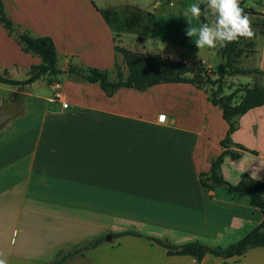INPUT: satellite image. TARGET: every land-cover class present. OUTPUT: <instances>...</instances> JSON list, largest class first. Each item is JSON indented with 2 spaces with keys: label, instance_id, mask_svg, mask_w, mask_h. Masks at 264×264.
<instances>
[{
  "label": "crops",
  "instance_id": "obj_1",
  "mask_svg": "<svg viewBox=\"0 0 264 264\" xmlns=\"http://www.w3.org/2000/svg\"><path fill=\"white\" fill-rule=\"evenodd\" d=\"M2 1L15 23L32 35L52 37L59 69L97 67L115 77L122 54L114 50L115 28L101 10L151 13L148 0ZM256 4L264 18V1ZM253 54L258 58L256 49ZM259 55V66L252 68L264 70V53ZM40 62L0 23V72L23 80ZM38 82L52 96L39 91ZM253 83L250 76L245 84ZM258 83L264 86V76ZM15 89L0 82V99L10 100ZM55 91L62 92L67 108L53 100ZM206 97L202 89L182 82L144 91L123 87L107 96L98 83L67 72L53 84L41 77L27 85L19 114L0 128V258L8 264H55L60 249L110 235L80 256L79 264H264V246L227 259L207 254L198 261L168 255L146 237L112 236L132 229L174 244L198 240L226 246L260 223L262 213L246 193L224 187L205 191L199 181V173L207 172L211 158L222 151L219 140L228 129L219 107ZM161 114L171 122H161ZM235 119L233 141L257 154L232 145L230 150L239 154H226L218 173L231 184L241 183L243 174L264 181V104ZM243 129L263 141L262 147L244 139ZM85 141L97 147L85 149Z\"/></svg>",
  "mask_w": 264,
  "mask_h": 264
},
{
  "label": "trees",
  "instance_id": "obj_2",
  "mask_svg": "<svg viewBox=\"0 0 264 264\" xmlns=\"http://www.w3.org/2000/svg\"><path fill=\"white\" fill-rule=\"evenodd\" d=\"M253 1L260 3L264 0ZM201 6L203 7V5ZM241 7L247 14L248 12H253L250 8ZM101 13L109 24H111V18L119 14L117 11L110 9H103ZM202 21H204V17H201L200 22ZM0 23L7 33L14 37L24 52L37 55L41 58L39 64L31 65L28 77L23 80L11 78L6 70L0 72V82L15 86L16 88L10 97V101L16 106L20 104L22 91L27 85L41 77L46 80L47 84H53L58 75L67 72L77 76L80 80L98 83L107 96H112L123 87L144 91L159 83H189L202 89L207 95V100L221 110V116L228 124L225 136L219 140L222 151L216 157L211 158L210 168L207 172L199 173V181L205 191L213 190L216 187H224L228 192L241 191L246 193L249 196L250 203L259 208L262 213L263 217L260 223L241 238L226 246H208L198 240L174 244L166 239L145 235L132 229L114 232L112 233L113 237L123 235L146 237L163 247L168 255L186 254L193 256L198 261H201L207 254L227 259L242 255L249 248L264 246V181H259L248 177L247 174H243V181L241 183L231 184L218 173L219 166L226 154H239L230 150V146L232 145L242 151L257 154V151L234 142L232 134L237 129L235 119L237 116L243 115L248 110L264 104V86L260 83L244 84L236 86L231 91H227L223 83L225 76H264V70L245 68L240 65L242 57H248L255 52L254 38L256 32H254L255 35L251 39L241 38L238 42L230 43L226 47L221 48L220 54L224 59L225 66L216 71H211L202 61L185 62L182 59H174L159 53L135 51L121 46L119 44L120 30H115V34L113 35L115 42L114 50L122 54L123 62L128 72L124 75L120 66L115 63L116 79L111 80L106 69H99L97 67H82L69 64L66 70L59 69L57 67L58 52L52 37L49 35H32L21 24L15 23L7 15L2 0H0ZM136 23H132L128 19L124 20L122 25L124 27H131ZM257 24L261 28L264 26L263 23H255V25ZM215 74L218 75L217 78H213ZM104 242V235L87 238L77 245L60 249L54 262L55 264H65L69 259L75 256H84L87 251L100 246Z\"/></svg>",
  "mask_w": 264,
  "mask_h": 264
},
{
  "label": "rangeland",
  "instance_id": "obj_3",
  "mask_svg": "<svg viewBox=\"0 0 264 264\" xmlns=\"http://www.w3.org/2000/svg\"><path fill=\"white\" fill-rule=\"evenodd\" d=\"M151 8V13L148 15L139 8H127L121 10L116 17L111 18V25L115 30H120V45L131 50L135 51H149V52H159L164 53L167 56H170L174 59H182L185 62H196L202 61L211 71H216L220 68H224V60L220 54L221 48L216 49H197L193 43L195 37L192 40L187 37L186 30L188 28L187 17L184 13L187 6L197 0H148ZM158 3H157V2ZM241 6L250 8L253 12H248L249 17L251 18V26L256 36L255 49L258 53V58L254 54H251L248 57H242L240 65L245 68H252L259 66V54L264 53V33L262 34L263 28L259 24L263 23L264 18L260 12V7L253 0H241ZM262 9V8H261ZM264 11V10H263ZM131 20L132 23L137 22L134 26L124 27L122 23L124 20ZM211 19V17H209ZM194 25H198L200 21L193 20ZM264 25V23H263ZM122 71L125 69L124 62L121 57L117 63ZM116 72V70H115ZM251 75H237V76H225L223 83L227 91L233 90L238 85H244L246 82L250 81ZM24 77L20 75L19 78ZM254 83L261 81L259 76H251ZM62 79V76L59 77ZM109 79H116L113 73H109ZM41 84V85H39ZM39 86V91H42L44 95H51L52 90L48 88L46 84L37 83L35 87ZM37 88H34L31 91H35ZM37 91V90H36ZM176 91V90H175ZM183 93V92H180ZM187 98L188 94H185ZM197 97L199 95L197 94ZM200 98V97H199ZM6 99V98H5ZM188 102V101H187ZM21 105H18L19 107ZM88 112V111H85ZM92 114H96L92 112ZM166 116V115H165ZM217 118H214L213 128H217L218 124L216 122ZM1 128V127H0ZM240 134L244 139L251 145H255L259 148L262 147L260 140L254 139L251 137L248 132L244 129L240 130ZM256 141V142H255ZM96 142L94 141H85V149L96 148ZM106 236V235H104ZM83 259L80 256H75L72 260L68 261L65 264H79L82 263Z\"/></svg>",
  "mask_w": 264,
  "mask_h": 264
},
{
  "label": "clouds",
  "instance_id": "obj_4",
  "mask_svg": "<svg viewBox=\"0 0 264 264\" xmlns=\"http://www.w3.org/2000/svg\"><path fill=\"white\" fill-rule=\"evenodd\" d=\"M184 15L188 18L186 35L191 40L195 37L193 43L197 49L223 48L241 38L251 39L255 35L251 18L240 6V0H197L187 6ZM201 17L204 21L198 25L192 23L193 20L200 21ZM258 171L253 172V177L258 178ZM0 264L8 262L0 258Z\"/></svg>",
  "mask_w": 264,
  "mask_h": 264
},
{
  "label": "water",
  "instance_id": "obj_5",
  "mask_svg": "<svg viewBox=\"0 0 264 264\" xmlns=\"http://www.w3.org/2000/svg\"><path fill=\"white\" fill-rule=\"evenodd\" d=\"M215 74L213 78H217ZM20 109L13 104L9 99H1L0 101V127H2L7 121L19 114ZM110 235H106L105 238L110 239Z\"/></svg>",
  "mask_w": 264,
  "mask_h": 264
},
{
  "label": "built area",
  "instance_id": "obj_6",
  "mask_svg": "<svg viewBox=\"0 0 264 264\" xmlns=\"http://www.w3.org/2000/svg\"><path fill=\"white\" fill-rule=\"evenodd\" d=\"M240 6H241V0H240ZM53 100L55 102L59 101L63 108H67L69 106V102L63 98V94L61 91H55L54 92ZM0 101H1V99H0ZM161 116H162V114L159 116V119L161 122H166V123L171 122V119L169 117H167L163 114V117H165V118L161 119Z\"/></svg>",
  "mask_w": 264,
  "mask_h": 264
},
{
  "label": "snow or ice",
  "instance_id": "obj_7",
  "mask_svg": "<svg viewBox=\"0 0 264 264\" xmlns=\"http://www.w3.org/2000/svg\"><path fill=\"white\" fill-rule=\"evenodd\" d=\"M161 119H163V117Z\"/></svg>",
  "mask_w": 264,
  "mask_h": 264
}]
</instances>
